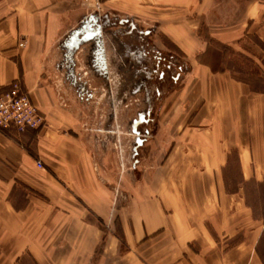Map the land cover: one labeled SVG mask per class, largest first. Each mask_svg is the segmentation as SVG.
<instances>
[{
  "label": "crops",
  "instance_id": "crops-1",
  "mask_svg": "<svg viewBox=\"0 0 264 264\" xmlns=\"http://www.w3.org/2000/svg\"><path fill=\"white\" fill-rule=\"evenodd\" d=\"M91 1L100 9L83 0L0 3V93L19 81L46 118L40 130L0 128V264H264V91L196 56L207 48L198 47L201 15L214 4L217 29L238 32L220 42L240 45L259 25L264 43V2ZM119 20L152 35L148 57L110 31ZM84 51L86 69L105 78L115 67L135 75L136 93L153 94L146 109L155 112L132 128V167L74 130L91 91L60 84L80 74ZM169 54L166 77L158 64Z\"/></svg>",
  "mask_w": 264,
  "mask_h": 264
},
{
  "label": "rangeland",
  "instance_id": "rangeland-1",
  "mask_svg": "<svg viewBox=\"0 0 264 264\" xmlns=\"http://www.w3.org/2000/svg\"><path fill=\"white\" fill-rule=\"evenodd\" d=\"M4 1L5 0H0V3H4ZM257 1H261L260 3L264 2V0ZM230 3L231 1H224L225 9H231L232 5ZM248 3L249 0H239V8H245ZM127 7L129 6H125L123 9H127ZM222 8L224 9L223 5H221V9ZM97 9H100V5L97 6ZM210 9V12L201 15L200 26L196 30V35L198 34V37L202 38V40L204 39L202 44L200 43V46H198L199 49L204 46L207 47H205L206 52L203 55L200 53L196 54L198 62L204 60L210 68H221L224 65L225 68H230L235 73L236 77L247 79L252 76L259 78L256 83L258 86L263 87L264 47L261 45L263 41L259 36V25L257 28H252L250 34L242 36L240 45L227 46L219 40L227 41L233 40L234 38L236 39L238 32L235 31V33H233L232 29H217L216 24H218L219 21L222 22L223 17L218 13L215 4ZM113 10H117L121 16L134 13H129L124 10L120 11L119 8H113ZM113 14L114 13L111 15ZM133 15L137 16V13ZM109 29L110 31H114L116 28L109 27ZM108 33L110 34L108 37L109 49L111 48V50L114 51L110 41L113 44L118 43V40L109 31ZM159 37L165 39L163 34H159ZM198 47L194 48V51L197 50ZM65 53H67V51ZM85 53L84 51L76 57L77 69L80 74L75 75L76 77L74 75L71 77L70 75H66V77H64L65 82L61 80L60 84L62 88L66 86L78 88V85L83 86L86 84L87 88L91 91L88 102L81 106L82 110L79 116L81 118L80 125L74 127V130L77 132H85L92 139H97L99 142L104 140L108 143L113 154L118 153L120 159H118L119 161L117 162H119V164L121 161L123 162L126 157L128 158V161H126L129 167H132L135 163V159L132 156L133 147L135 145V139L138 137L132 130V124L138 121L137 114L147 107V97L145 93H136L135 75H127L126 72L123 73L115 67H110L107 77L102 78L94 69L90 67L86 69L83 59ZM65 96L68 98L70 95ZM68 99H72L73 102L77 100L75 95H73V98ZM151 147L152 144L149 145V151Z\"/></svg>",
  "mask_w": 264,
  "mask_h": 264
},
{
  "label": "built area",
  "instance_id": "built-area-1",
  "mask_svg": "<svg viewBox=\"0 0 264 264\" xmlns=\"http://www.w3.org/2000/svg\"><path fill=\"white\" fill-rule=\"evenodd\" d=\"M86 5L97 7L98 4H91V0H83ZM46 124V118L38 107L32 102L29 94L23 91L19 81H14L10 87L0 93V128L10 129L14 127L21 133L27 129L40 130ZM40 168L41 161L37 162Z\"/></svg>",
  "mask_w": 264,
  "mask_h": 264
},
{
  "label": "flooded vegetation",
  "instance_id": "flooded-vegetation-1",
  "mask_svg": "<svg viewBox=\"0 0 264 264\" xmlns=\"http://www.w3.org/2000/svg\"><path fill=\"white\" fill-rule=\"evenodd\" d=\"M119 21L116 23H112V25H113L112 27H115L116 30L118 31V33L120 35L124 36L125 39L129 42V44L131 46L136 44L135 47H138L141 51L140 55L143 53L144 55L143 54L142 55L145 56V58L148 57L147 53H150L155 48V46L153 44L154 39L152 38V35L149 32H146L139 24H137L135 22H131V21L127 20V21H123L122 23H119ZM173 62H174V60L171 59V55L169 54L168 57L164 58V62H160V64H158V66L160 65L161 69H165V70H163L165 72L164 73L165 76L168 75L169 72L172 70L171 67L173 66ZM154 63L157 65L156 62H154ZM175 64H176V66H178V68L180 70L183 68L181 64H179V63H175ZM151 68H153V67H151ZM154 70H156V68ZM180 72L181 71H179V73ZM164 89H165L164 87L158 88V91L155 92V95H154L155 98H158L160 96L162 98L165 95V94L163 95ZM146 97H147L146 100L148 101L151 97L153 98V94L150 93V95L148 94V95H146ZM148 103L149 102H147V107H148ZM148 112L150 113V115H153V113L155 111H153L152 109L147 110L145 108L137 114V120L138 121L142 120L143 117L141 118V116L144 113H148ZM139 128H140V126H139Z\"/></svg>",
  "mask_w": 264,
  "mask_h": 264
},
{
  "label": "trees",
  "instance_id": "trees-1",
  "mask_svg": "<svg viewBox=\"0 0 264 264\" xmlns=\"http://www.w3.org/2000/svg\"><path fill=\"white\" fill-rule=\"evenodd\" d=\"M263 47H264V44L262 43L261 44ZM224 65L221 67V68H212L213 70H215V71H219V70H224ZM237 79H239V80H242V81H244V82H246L247 84H249L250 86H251V88L253 89V90H255V91H264V86L263 87H260V86H258V84L256 83V81H258L259 80V78H255V77H249V78H243V77H236ZM258 79V80H257Z\"/></svg>",
  "mask_w": 264,
  "mask_h": 264
},
{
  "label": "water",
  "instance_id": "water-1",
  "mask_svg": "<svg viewBox=\"0 0 264 264\" xmlns=\"http://www.w3.org/2000/svg\"><path fill=\"white\" fill-rule=\"evenodd\" d=\"M123 22V20H121V21H119V23H122ZM143 117V115L141 116V118ZM144 118V117H143ZM138 123V121L135 123V124H133V127L136 129V124ZM137 130V129H136ZM142 140L141 139H139V143L141 142Z\"/></svg>",
  "mask_w": 264,
  "mask_h": 264
},
{
  "label": "bare ground",
  "instance_id": "bare-ground-1",
  "mask_svg": "<svg viewBox=\"0 0 264 264\" xmlns=\"http://www.w3.org/2000/svg\"><path fill=\"white\" fill-rule=\"evenodd\" d=\"M91 4H93V3H91Z\"/></svg>",
  "mask_w": 264,
  "mask_h": 264
}]
</instances>
